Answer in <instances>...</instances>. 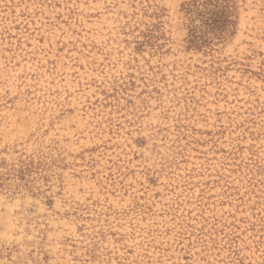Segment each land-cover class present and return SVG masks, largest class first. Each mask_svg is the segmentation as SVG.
<instances>
[{"label": "rangeland", "instance_id": "374dc122", "mask_svg": "<svg viewBox=\"0 0 264 264\" xmlns=\"http://www.w3.org/2000/svg\"><path fill=\"white\" fill-rule=\"evenodd\" d=\"M194 1L0 0V264H264V0Z\"/></svg>", "mask_w": 264, "mask_h": 264}, {"label": "trees", "instance_id": "16d2710c", "mask_svg": "<svg viewBox=\"0 0 264 264\" xmlns=\"http://www.w3.org/2000/svg\"><path fill=\"white\" fill-rule=\"evenodd\" d=\"M220 0H196L193 3V11H198L200 16L203 18V24L209 29H213L215 31H222L231 23V19H218L216 15V11L222 5H219ZM210 7V9H208ZM208 10V11H207Z\"/></svg>", "mask_w": 264, "mask_h": 264}]
</instances>
